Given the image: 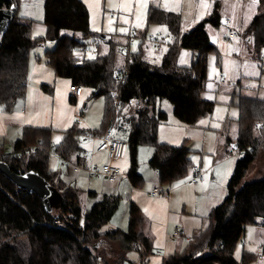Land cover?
Wrapping results in <instances>:
<instances>
[{
  "label": "trees",
  "instance_id": "1",
  "mask_svg": "<svg viewBox=\"0 0 264 264\" xmlns=\"http://www.w3.org/2000/svg\"><path fill=\"white\" fill-rule=\"evenodd\" d=\"M260 1L262 8L245 29L256 52L264 47V0ZM19 5L20 0L0 1L1 7L14 11L0 38V105L10 108L25 96L32 49L40 42L53 41L54 45L45 50L46 63L58 76L69 77L72 84L93 87L94 96L105 95V113L99 130L74 126L55 142L51 138L52 128L25 125L11 148L0 145V160L17 172L35 170L64 198L60 207L47 209L36 192L20 188L0 171V264H123L129 260L134 240H140L145 249L140 252L139 262L129 260V264H148L147 256L154 252V237L151 230L147 231L149 220L141 206L131 201L127 229L102 230L119 198L104 194L84 214L86 191L65 182L50 168L49 157L52 152L69 160L76 156L81 163L80 135L101 134L110 121L125 118L130 122L126 139L132 159L127 176L132 185L140 184L143 177L135 156L139 144L153 146L150 164L161 181L172 183L186 178L189 150L183 144L159 140V125L167 120V113L158 106V100L170 101L175 115L187 124L212 114L214 101L204 97V91L208 58L216 51V45L206 25L221 23L219 3L189 30H184L180 11L151 3L147 20L168 27L172 36L168 49L161 62H152L142 50L122 48L127 52L122 66L114 62V41L103 55H80L87 48V38L97 34L90 26V10L84 0H45L46 31L42 35L34 34V20L21 15ZM143 32L141 36L145 37ZM182 48L195 54L190 65L178 63ZM114 91L118 102L114 100ZM231 103L238 108L236 144L244 155L236 163L228 193L212 207L208 227L191 236L183 251L165 255L162 264H264V250L244 249L240 259L234 256L246 226L264 225V176L242 183L252 164L264 153V98L241 95ZM126 113L130 115L125 117Z\"/></svg>",
  "mask_w": 264,
  "mask_h": 264
},
{
  "label": "rangeland",
  "instance_id": "2",
  "mask_svg": "<svg viewBox=\"0 0 264 264\" xmlns=\"http://www.w3.org/2000/svg\"><path fill=\"white\" fill-rule=\"evenodd\" d=\"M1 1V0H0ZM45 0H20L18 12L21 15L34 19L37 24L43 23ZM90 10V26L97 32L94 38H87V48L85 49L86 58H95L109 51L110 43L114 41L116 50V61L118 65L126 62L127 52L123 50L128 42L130 29L135 49L132 45V52L142 50L144 57L151 60L154 55L163 56L167 49V42L172 40V36L165 24L149 23L147 20L148 9L151 3L164 7L166 9L180 11L184 20V30L191 29L194 23V16L191 15V0H84ZM219 10L221 14V23L215 25L207 23L206 29L210 35L212 43L216 45V51L212 52L208 58L206 89L204 97L214 101V110L211 115L200 117L195 123L187 124L181 121L174 113L173 105L170 101L158 100V106L167 113V120L159 125V140L167 141L172 144L184 145L188 150V170L191 173L192 164H202L205 177V184L209 186L208 190H200L202 183L190 185L187 179L181 177L172 183L163 182L158 176L155 177L156 170L152 168L148 157L150 150H154L151 144H139L136 150L137 169L143 176L140 184L132 185L127 171L131 166L132 154L129 153V146L126 156L119 160L121 169V181L111 183L103 174H93L89 177L86 166L92 159V135H80L82 146L86 150V160L80 164V172L75 173L73 166L77 164L76 156H73L64 163V160L56 153L52 152L49 157V166L55 172H58L65 182L79 187L86 192L84 195L85 205L92 206L93 202L101 200L104 194L117 196L119 204L113 212L110 220L102 226V230L111 227H120L127 229L129 225V207L131 201H136L145 213L150 223H147V231L152 232L150 226L161 228L162 225H168L170 239L176 243L184 242L187 236H193L196 232L205 229L209 225V215L213 206L224 200L228 193V183L235 170L236 163L241 157L238 146H235L238 136L237 114L238 108L231 103L241 95L264 98V47L259 52L253 49L249 36L245 34L246 26L251 23L255 15L262 8L260 0H222L226 3L221 5ZM234 11L237 23L238 34L229 37L230 25L227 17L229 10ZM139 17V20L137 19ZM243 18L242 23L237 22ZM127 20V23L124 21ZM111 21V23H110ZM139 23V27L136 25ZM109 27L113 31H109ZM127 29L121 32L120 29ZM145 30L146 36L143 37ZM34 34H40L34 29ZM171 36V37H170ZM154 39L161 41V47H155ZM46 43L40 42L32 49V54H38L41 61L46 62L45 50ZM118 51V52H117ZM260 53V57L258 54ZM153 62V61H152ZM51 67V66H50ZM55 79L53 81H28L26 97L30 96L29 102L33 99V90L36 84L42 89L40 112L34 114L30 105H23L28 108L27 115L36 119L37 126L52 128L51 138L59 141L63 138L65 132L74 126L88 127L91 129H101L104 123L105 113V95H93V87L81 85L83 93L81 99H72L70 84L71 79L66 76H58L51 67ZM51 71V70H50ZM52 73V72H50ZM257 73V74H253ZM42 72L29 74L34 78H40ZM49 79L51 74H49ZM211 85V87H209ZM28 86H30L28 88ZM220 86V88H219ZM238 100V99H237ZM11 111V110H10ZM20 111V108L18 109ZM4 114H0V145L3 144L11 148L15 140L21 136V133L14 132L5 126L3 121ZM130 114L126 113V116ZM203 122V123H202ZM113 125L120 136L127 138L130 127L129 120L123 119L121 122L113 120ZM216 125V126H214ZM19 134V135H18ZM149 151V152H148ZM225 157V158H224ZM95 162L100 166L101 156L95 155ZM207 161V164H206ZM153 169L149 175V169ZM219 169L220 176L212 178L213 170ZM186 173V174H187ZM264 176V153L250 167L249 171L242 180V183L251 181ZM154 179L157 180L159 187L162 186L163 192L158 196L149 194L153 187ZM93 181L92 190L95 194L88 197L87 193L90 187L88 184ZM183 181V183H181ZM213 182L211 186V182ZM176 184L183 186V193H180L176 199L171 201L166 198L168 189ZM204 184V183H203ZM151 187V188H150ZM150 188V189H149ZM180 190V189H179ZM107 196V195H106ZM172 210V221L167 224V218ZM166 214L161 218V213ZM184 220L189 229H184L179 235L172 237L173 229L178 226L181 230L184 227ZM170 224V225H169ZM168 227H165L167 230ZM168 231V230H167ZM153 233V232H152ZM153 237L155 235L153 233ZM189 239L185 241L183 247L177 249L183 251L188 244ZM261 252L264 250V225L261 223L248 224L239 241L234 256L241 258L243 250ZM157 249L154 244V252L147 256L148 264H162L164 249ZM131 261L140 260V251L133 248L128 253ZM129 260L123 264H129ZM122 264V263H120Z\"/></svg>",
  "mask_w": 264,
  "mask_h": 264
},
{
  "label": "crops",
  "instance_id": "3",
  "mask_svg": "<svg viewBox=\"0 0 264 264\" xmlns=\"http://www.w3.org/2000/svg\"><path fill=\"white\" fill-rule=\"evenodd\" d=\"M216 2H218L219 3V5H220V1L219 0H191V6H190V8H191V15L192 16H194V23H196L197 21H199L200 19H202V18H204V17H206L208 14H210L212 11H213V9H214V7H215V5H216ZM201 3H206V4H208L209 5V7H207V8H202L200 5H201ZM222 4H225V7L227 8V5H226V3L225 2H223L222 0H221V5ZM164 8V7H163ZM166 9V8H165ZM168 10H170V9H168ZM229 10V9H228ZM230 11V16L229 17H227V18H225V19H227V21L229 22V23H231V25H230V27H232V28H234V29H236V30H238L237 29V23H234V21L233 20H235V17H234V11L233 10H229ZM260 11V10H259ZM31 18V17H30ZM33 19V18H32ZM34 20V19H33ZM244 19L243 18H240V19H238L237 20V22H239V23H242V21H243ZM248 27V25L246 26V28ZM37 30L40 34H37V35H42V34H44V32L46 31V24L43 22V23H39V24H37V22L35 23V22H33V30ZM171 37V36H170ZM154 41H156V39H154ZM171 41V40H170ZM170 41H168L167 42V44H168V46H169V44H170ZM249 41L251 42V40H250V38H249ZM43 43H46V45H47V48H50V47H52L53 45H54V42L53 41H45V42H43ZM162 44V43H161ZM162 46V45H161ZM46 48V49H47ZM35 54V53H34ZM81 54H85V50H83L82 52H80V55ZM37 56H39V58H41V56L40 55H38V54H35L34 56H33V54H32V57H31V61H30V74H33V72L34 73H38L39 71H41L42 72V76L38 79V78H34L32 75H30V77L28 78V81H32L31 82V84H33L34 82L33 81H53V79H55V77H53L54 76V73H53V71H52V69H51V67L46 63V62H44V61H41L39 58H37ZM194 56H195V54L193 53V51L191 50V49H188V48H182L181 49V51H180V54H179V57H178V63L180 64V65H190L191 63H192V60H193V58H194ZM162 58H163V56H160V55H154L153 57H152V59H151V61H153V62H161L162 61ZM51 70V71H50ZM50 72H52V73H50ZM49 74H51V78L52 79H49ZM29 83V82H28ZM72 84V83H71ZM71 84H70V89H71ZM30 86H28V88H29ZM219 88H220V86H219ZM28 90V89H27ZM41 92H42V89H41V87L39 86V83L38 84H36V86H35V88H34V90H33V94H34V97H33V99L30 101V103H28L29 102V99H30V96L28 97H26V95L25 96H23V97H19L15 102H14V104L10 107V108H7L5 105H0V114H4L3 116V123H4V125L5 126H7V127H9V128H11L12 129V134L14 133V132H16V134L17 133H21L22 132V129H23V127L25 126V125H33V126H37V124H38V122H36V119H33V118H31V116H29V115H27L26 113H27V111H28V108L26 109V108H24L23 107V105H30L31 106V108H32V112H34V114H36V113H39L40 112V103H41ZM82 93H83V90H82ZM82 93L80 94V95H75L74 96V93H73V90L71 89V97H72V99H81V96H82ZM133 102H137V99H134V101ZM20 108V111H18V109ZM11 110V111H10ZM125 119V118H124ZM118 122H121V121H118ZM86 128H88V127H86ZM88 129H91V128H88ZM93 130V129H92ZM95 130V129H94ZM18 134V135H19ZM115 134L118 136V137H121V138H124V139H126L125 137H122V136H120V134H119V132H117L116 131V129H115ZM88 135H90L91 136V134H88ZM88 135H86V136H88ZM127 140V139H126ZM167 142V141H166ZM81 143V142H80ZM82 145V144H81ZM33 146H35L36 147V145H33ZM83 147V152H82V154H81V156H82V158H83V160L81 161V162H84L85 160H86V150H85V148H84V146H82ZM92 147H93V142H92ZM149 152V151H148ZM91 154H92V149H91ZM100 155L101 156V158H100V161H101V163L102 162H104V161H106L107 160V151H101V152H97V153H95L94 154V156L95 155ZM152 154H153V151L152 150H150V153H148V157H147V159H149V162H150V158H151V156H152ZM93 156V157H94ZM77 158V157H76ZM125 158V157H124ZM123 158V159H124ZM225 158V157H224ZM94 159V158H93ZM123 159H121V160H123ZM95 161V160H94ZM78 162V161H77ZM96 163V162H95ZM97 164V163H96ZM98 165V164H97ZM119 165V164H118ZM99 166V165H98ZM201 166H203L202 164H201ZM152 168H154V167H152ZM191 169H192V167H191ZM156 170V169H155ZM75 173H79L80 172V169H78L77 171H75V170H73ZM152 171H153V169H149V175L150 174H152ZM217 172H216V170L214 169L213 170V172H212V178L213 179H216V177H217V174H216ZM191 174H192V171H191V173H189V175L186 177V179H187V182H188V178L191 176ZM92 176V175H91ZM91 176H89V177H91ZM156 176H158L159 177V175H158V172H157V170H156V174H155V177ZM121 181V177L119 176L116 180H114V181H110L111 183H115V182H117V181ZM205 181H206V179H205ZM205 181L204 182H199V183H202V186L200 187V190H202V191H204V190H208L209 189V186L208 185H206L205 184ZM211 182V186H212V184H213V182L212 181H210ZM93 181L91 180L90 181V183L88 184V186L90 187V189L88 190V191H91L92 192V194H95V191L94 190H92V187H93ZM189 183V182H188ZM199 183H189L190 185H192V184H199ZM204 183V184H203ZM156 186H158V184H157V180L156 179H154V181H153V187H152V189L151 190H149V194H151L152 196H158L159 194H160V192H163V193H165L163 190V188H162V186L160 187V189H161V191H159L157 194H155V195H153L152 194V190L156 187ZM151 188V187H150ZM149 188V189H150ZM180 189V190H179ZM183 186H179V184H176L175 186H173L172 188H170V189H168V191H167V194H166V198H168L169 199V201H171V208H172V205H173V203H172V200L173 199H176V197L180 194V193H183ZM89 195H88V197H90L92 194L89 192L88 193ZM94 203V202H93ZM87 207H90V205H86ZM172 210L170 209V214H169V216H168V218H167V224L168 223H171V221H172ZM166 214V211H164L163 213H161V218L164 216ZM183 222H184V227H182L181 228V230L178 228V226H176L174 229H173V231H172V237H174V236H177V235H179L180 234V232L182 231V230H184V229H189L188 228V225H187V223L184 221V220H182ZM149 223H150V220H149ZM170 225V224H169ZM165 227H168V231L167 230H165ZM111 228H113V227H111ZM150 229H152V232L154 233V235H155V238H154V244H155V246H156V248L157 249H161V251L164 249V256L165 255H169V254H172V253H174V252H176V251H179V250H177V249H180V247H183L184 246V244H185V241L187 240V239H190L191 237L190 236H187L186 237V239L184 240V242L182 243V242H179V243H176V241H174V240H172V239H170L171 237H169V235H170V232H169V230L171 229V228H169V226L168 225H162V227L161 228H155V227H152V226H150ZM175 231H178V233H175ZM161 251H159V252H161ZM163 256V257H164Z\"/></svg>",
  "mask_w": 264,
  "mask_h": 264
},
{
  "label": "built area",
  "instance_id": "4",
  "mask_svg": "<svg viewBox=\"0 0 264 264\" xmlns=\"http://www.w3.org/2000/svg\"><path fill=\"white\" fill-rule=\"evenodd\" d=\"M238 34V31L232 27H230L229 30V37H233ZM132 31H130L128 35V42L124 45V48L127 49L133 45V39H132ZM156 47H161V41L157 40L154 44ZM262 61H264V56L261 58ZM71 89L73 90L74 96L80 95L82 93V86L78 84H71ZM114 95L115 102H118V96L117 92L114 91L112 93ZM134 101V99H133ZM92 159L89 165L86 166L87 172L89 176L93 174H103L109 181L116 180L120 174L121 169L118 165V161L123 159L126 156L127 149H128V142L126 139L118 137L115 134V126L113 125V121H110L108 125L106 126L104 132L102 134H92ZM33 147V146H32ZM101 151H107V160L102 162L100 166H98L93 156L97 152ZM240 155H244L243 151H239ZM64 160V163L69 162L70 165H72V161H68L69 159H66L62 157ZM78 165L73 166V170L77 171L80 168L79 162H77ZM191 178H188L189 183H199L205 181V173L203 171V168L200 164H193L192 166V174L190 176ZM159 191H161L159 186H156L152 190V194L155 195ZM88 212V207L84 209V214ZM175 233H178V231H175ZM133 248L139 250L140 252H143L145 249V245L140 240H134L133 242ZM262 256V255H260ZM140 261V260H139Z\"/></svg>",
  "mask_w": 264,
  "mask_h": 264
},
{
  "label": "water",
  "instance_id": "5",
  "mask_svg": "<svg viewBox=\"0 0 264 264\" xmlns=\"http://www.w3.org/2000/svg\"><path fill=\"white\" fill-rule=\"evenodd\" d=\"M13 12V8L0 6V38L12 20ZM235 146H237L236 143ZM0 171L7 175L20 188L36 192L42 198L44 206L47 209L60 207L64 203L60 190L35 170L30 169L25 172H17L11 169L7 162L0 160Z\"/></svg>",
  "mask_w": 264,
  "mask_h": 264
},
{
  "label": "snow or ice",
  "instance_id": "6",
  "mask_svg": "<svg viewBox=\"0 0 264 264\" xmlns=\"http://www.w3.org/2000/svg\"><path fill=\"white\" fill-rule=\"evenodd\" d=\"M253 3H255V0H253ZM202 8H207V7H209V5L208 4H206V3H201V5H200ZM137 19L139 20V17H137ZM125 23H127V20H125L124 21ZM110 23H111V21H110ZM137 27H139L140 25H139V23L136 25ZM109 31H113V29L111 28V27H109ZM120 31L121 32H126L127 31V29H120ZM133 48L135 49V45H133ZM90 58H92V57H90ZM253 74H257V73H253ZM209 87H211V85H209ZM203 123V122H202ZM214 126H216V125H214ZM57 139V141H59V139H60V137H57L56 138ZM206 164H207V161H206ZM217 176H220V171H219V169L217 170ZM191 177H189V179H190ZM205 179H207V177H205ZM181 183H183V181L181 182Z\"/></svg>",
  "mask_w": 264,
  "mask_h": 264
},
{
  "label": "bare ground",
  "instance_id": "7",
  "mask_svg": "<svg viewBox=\"0 0 264 264\" xmlns=\"http://www.w3.org/2000/svg\"><path fill=\"white\" fill-rule=\"evenodd\" d=\"M102 134V133H101Z\"/></svg>",
  "mask_w": 264,
  "mask_h": 264
}]
</instances>
